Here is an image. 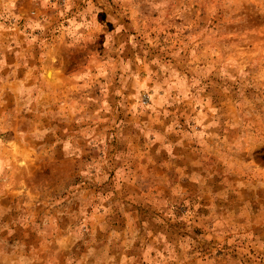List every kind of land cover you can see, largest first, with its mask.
I'll list each match as a JSON object with an SVG mask.
<instances>
[{"label": "rangeland", "instance_id": "1", "mask_svg": "<svg viewBox=\"0 0 264 264\" xmlns=\"http://www.w3.org/2000/svg\"><path fill=\"white\" fill-rule=\"evenodd\" d=\"M0 264H264V0H0Z\"/></svg>", "mask_w": 264, "mask_h": 264}]
</instances>
